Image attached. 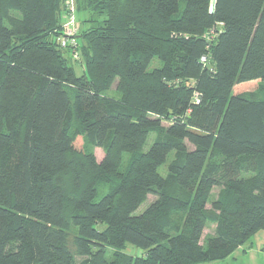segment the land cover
Returning <instances> with one entry per match:
<instances>
[{"label": "trees", "instance_id": "1", "mask_svg": "<svg viewBox=\"0 0 264 264\" xmlns=\"http://www.w3.org/2000/svg\"><path fill=\"white\" fill-rule=\"evenodd\" d=\"M61 12L0 0V264H199L264 232V0H76L75 48Z\"/></svg>", "mask_w": 264, "mask_h": 264}, {"label": "rangeland", "instance_id": "2", "mask_svg": "<svg viewBox=\"0 0 264 264\" xmlns=\"http://www.w3.org/2000/svg\"><path fill=\"white\" fill-rule=\"evenodd\" d=\"M64 8H65L64 7V0H62V12L60 14V21L62 24L65 21V16H64V10L65 9ZM74 8H76V0H74ZM73 16H74L75 23L78 25V18L80 17V15L77 14L75 11ZM71 64L74 67L75 74L80 75L81 74V66H80L79 57H77V59L75 61H71ZM159 65L160 64H159L158 60L154 59L150 63L149 68H154V67H157ZM107 94L111 95V93H107ZM258 94L260 97H264V84L261 85ZM153 138H154V135H152L150 137L149 144L153 140ZM147 147H148V145H146L144 147V150H146ZM86 149L88 151H91L95 155L97 160H100L102 158V155H103L102 149L91 148L88 146H86ZM127 158H128L127 156H124L125 160ZM173 158H174V153L170 154L167 161L162 166H160L158 168V171L162 176L166 175L167 167H168L169 163L173 160ZM106 191H107V186L105 184H98L97 185V195H96L95 201H98L106 193ZM218 193H219L218 189H214L211 199L217 198ZM150 200H152V197H149L147 202L141 204V206L137 209V211L135 213L139 214L140 212H142L147 207V204ZM207 211H208V216L211 219L213 217L212 215H214V214L211 213L209 205L207 206ZM173 217L181 219V216L179 214H173ZM213 228H214V223L211 220L207 224V227L203 232V238H206L209 235H211L213 233ZM260 235H264V232L263 231L257 232V234L255 236H253L251 238V240H249V242H247L243 246L239 247L236 251H234L226 259L218 260V261L205 262V263H199V264H264V239H263V241L260 240L257 243L255 240V239H258V237H260ZM71 243H72V235H70V237H69V244H70L71 250H73ZM251 244H252V247H249ZM123 252H124V254L132 256V257H139L141 255L140 250L133 248L131 246L125 247Z\"/></svg>", "mask_w": 264, "mask_h": 264}, {"label": "built area", "instance_id": "3", "mask_svg": "<svg viewBox=\"0 0 264 264\" xmlns=\"http://www.w3.org/2000/svg\"><path fill=\"white\" fill-rule=\"evenodd\" d=\"M64 16L65 21L63 26V35L59 38V43L62 48H75L77 44L78 27L74 20V0H64ZM73 59H77V54L73 52ZM201 61H205V58H201Z\"/></svg>", "mask_w": 264, "mask_h": 264}, {"label": "crops", "instance_id": "4", "mask_svg": "<svg viewBox=\"0 0 264 264\" xmlns=\"http://www.w3.org/2000/svg\"><path fill=\"white\" fill-rule=\"evenodd\" d=\"M263 239H264V235H260V237H258V239H255V240H256V243H257L260 240L263 241ZM249 247H252V244Z\"/></svg>", "mask_w": 264, "mask_h": 264}]
</instances>
